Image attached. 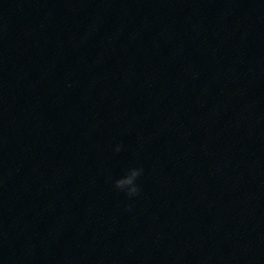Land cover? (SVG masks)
I'll list each match as a JSON object with an SVG mask.
<instances>
[{
	"label": "clouds",
	"instance_id": "9594fccd",
	"mask_svg": "<svg viewBox=\"0 0 264 264\" xmlns=\"http://www.w3.org/2000/svg\"><path fill=\"white\" fill-rule=\"evenodd\" d=\"M122 145L118 144L115 147L116 152H120ZM142 168H131L126 175L114 181V187L120 191H124L128 197H135L138 195L140 188L136 183L137 179L142 175Z\"/></svg>",
	"mask_w": 264,
	"mask_h": 264
}]
</instances>
